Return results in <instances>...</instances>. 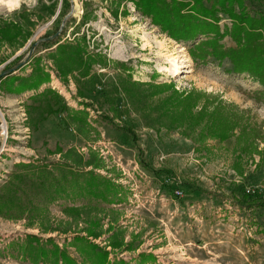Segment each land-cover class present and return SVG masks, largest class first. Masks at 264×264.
I'll return each mask as SVG.
<instances>
[{
	"label": "rangeland",
	"instance_id": "1",
	"mask_svg": "<svg viewBox=\"0 0 264 264\" xmlns=\"http://www.w3.org/2000/svg\"><path fill=\"white\" fill-rule=\"evenodd\" d=\"M244 4L251 12L264 11V0ZM222 17L221 24L230 23ZM4 20L21 24L22 37L0 45V125L5 126L0 134V185L17 163L57 160L60 154L51 153L56 146L73 147L86 158L96 154L101 166L95 171L120 186L122 198L111 204L93 201L92 209L77 215L67 214L63 208L71 202L59 199L47 206L43 217L0 216V264H32L18 248L29 234L48 248L54 243L81 263L73 237L87 236L86 226L93 220L99 221V235L87 238L107 251L111 264H264V209L247 208L238 201L242 186L264 199V165L254 168L258 156L246 160L241 177L232 168L233 139H209L200 145L180 129L146 126L119 89L120 79L129 77L171 82L178 91L216 93L249 110L264 128V100L253 95L262 89L258 82L246 73L230 72L227 60L195 63L187 51L191 42L169 37L132 0H37L35 6L22 4L12 12L0 9V21ZM82 35L87 51L105 55L103 64L92 65L91 81L77 71L60 75L48 54L57 44ZM222 42L234 45L229 37ZM38 56L49 81L38 89L8 92L1 80L27 77L33 69L31 60ZM173 57L185 67L190 58L188 72L173 76ZM21 62L20 68L2 75ZM44 89L50 91L38 94ZM53 94L59 95L56 111L41 121ZM72 110H84L85 115L67 119ZM101 114L113 123L101 119ZM123 125L136 134V141L118 127ZM72 204L79 206L80 201ZM143 254L154 257L142 263Z\"/></svg>",
	"mask_w": 264,
	"mask_h": 264
},
{
	"label": "trees",
	"instance_id": "2",
	"mask_svg": "<svg viewBox=\"0 0 264 264\" xmlns=\"http://www.w3.org/2000/svg\"><path fill=\"white\" fill-rule=\"evenodd\" d=\"M132 1L139 12L150 18L169 37L176 41L191 42L187 51L195 63L205 64L209 58L219 64L224 60L229 61L230 72L246 73L262 86L253 95L257 101L264 100V11H249L244 0ZM222 15L226 16L229 24H221ZM21 37V24L0 21V45L3 42L12 44ZM225 37H229L234 45L226 46L222 42ZM79 41L84 42L85 36H80L74 42L59 43L48 54L60 75L77 71L83 80L91 81L89 73L92 65L103 64L105 55L87 51L85 42ZM40 60L39 56L31 60L33 69L27 77L11 75L2 79L5 89L20 93L38 89L48 82L50 76L41 66ZM15 81H18L17 85H14ZM119 89L134 105L146 126L180 129L184 136L200 145L209 139L219 142L233 139L236 157L232 168L237 175L244 177L245 162L253 160L254 155L259 158L254 168L264 165L263 124L252 119L249 110L240 109L237 104L225 101L219 94L196 88L178 91L171 82L147 83L131 81L129 77L120 79ZM49 91L44 89L38 94L44 95ZM53 96L51 104H46L45 116L41 115L39 120L56 111L53 107L59 104V95ZM72 111L71 114L67 113V119L85 115L84 110ZM101 119L113 123V119L106 114H101ZM118 127L136 141V134L132 130L130 132L129 127ZM51 153L60 154V157L51 161L32 158L15 165L16 170L0 185L1 217H43L47 206L59 199L71 202L63 208L67 214L77 215L82 210L92 209L93 201L111 204L118 203L122 198V188L95 171L101 166L96 154L90 153L86 158L73 147L63 150L59 146ZM262 182L264 184V178ZM240 191L239 203L247 208L264 209V199L260 193H247L243 186ZM75 201H80V205L73 206ZM98 228V220L90 221L86 226L87 236H98ZM87 236L76 235L72 241L81 263L51 240L50 248L42 245L33 234L26 236L18 248L32 264H111L107 251L89 241ZM112 244L118 245L114 240ZM153 257L152 254H143L141 261L145 263ZM117 264L124 263L118 261Z\"/></svg>",
	"mask_w": 264,
	"mask_h": 264
},
{
	"label": "clouds",
	"instance_id": "3",
	"mask_svg": "<svg viewBox=\"0 0 264 264\" xmlns=\"http://www.w3.org/2000/svg\"><path fill=\"white\" fill-rule=\"evenodd\" d=\"M22 4L28 6H35L37 0H0V9L7 8L8 12L17 10L21 7Z\"/></svg>",
	"mask_w": 264,
	"mask_h": 264
},
{
	"label": "bare ground",
	"instance_id": "4",
	"mask_svg": "<svg viewBox=\"0 0 264 264\" xmlns=\"http://www.w3.org/2000/svg\"><path fill=\"white\" fill-rule=\"evenodd\" d=\"M171 61H172V63H173V67H172V69H171V72H172V74H173V76H177V75H180L181 73H183V72H188V67H190L191 66V59L190 58H187L186 60H185V62H186V67H187V69H185L186 71H184L183 70V68H186L185 66H183V65H179L178 64V59H176V57H173L172 59H171ZM166 71H169V69H168V67L167 68H164ZM1 126V125H0ZM1 129L2 130H0V134L1 135H4V129H5V126L4 125H2L1 126Z\"/></svg>",
	"mask_w": 264,
	"mask_h": 264
},
{
	"label": "water",
	"instance_id": "5",
	"mask_svg": "<svg viewBox=\"0 0 264 264\" xmlns=\"http://www.w3.org/2000/svg\"><path fill=\"white\" fill-rule=\"evenodd\" d=\"M35 45H36V43H34L33 46L30 48L29 53H28V55H27V57L25 58L24 61H26V60L28 59V57L30 56V54H31V52H32V50H33V48H34ZM24 61H23V62H24ZM23 62L17 64V65L14 66V67H11V68H9V69L3 71V72H2V75H4V74H8V73H11V72H14L16 69H18V68H20V67L22 66Z\"/></svg>",
	"mask_w": 264,
	"mask_h": 264
},
{
	"label": "built area",
	"instance_id": "6",
	"mask_svg": "<svg viewBox=\"0 0 264 264\" xmlns=\"http://www.w3.org/2000/svg\"><path fill=\"white\" fill-rule=\"evenodd\" d=\"M175 194H176L177 196H181V195H182V192H180V191H176Z\"/></svg>",
	"mask_w": 264,
	"mask_h": 264
},
{
	"label": "crops",
	"instance_id": "7",
	"mask_svg": "<svg viewBox=\"0 0 264 264\" xmlns=\"http://www.w3.org/2000/svg\"><path fill=\"white\" fill-rule=\"evenodd\" d=\"M182 229V228H181ZM187 235H189V233H187ZM189 257V256H188ZM189 258H191V259H196V257H192V256H190ZM200 261V260H199Z\"/></svg>",
	"mask_w": 264,
	"mask_h": 264
}]
</instances>
